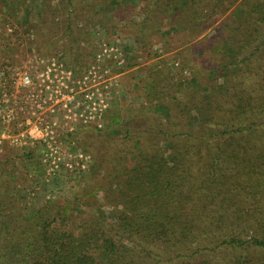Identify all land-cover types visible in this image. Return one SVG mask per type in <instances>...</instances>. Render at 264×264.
<instances>
[{
  "label": "trees",
  "instance_id": "trees-1",
  "mask_svg": "<svg viewBox=\"0 0 264 264\" xmlns=\"http://www.w3.org/2000/svg\"><path fill=\"white\" fill-rule=\"evenodd\" d=\"M110 1L127 19L140 15L139 44L169 21L174 29L167 51L175 41L201 35L225 2L239 0ZM238 6L239 15L232 11L220 21L221 36L210 46L219 60H213L210 77L223 80L213 90L206 85L202 96L179 100L180 122L169 121L162 141L155 138L137 154L125 152L132 164L118 168L124 144L112 153L113 141L100 138L111 168L98 188L103 206L113 212L106 215L97 204L90 182L80 189L90 199L39 201L29 209L5 192L0 264H264V0H241ZM226 44L236 61L220 76ZM134 135L128 129L126 139ZM6 175L0 177L3 191Z\"/></svg>",
  "mask_w": 264,
  "mask_h": 264
},
{
  "label": "rangeland",
  "instance_id": "rangeland-1",
  "mask_svg": "<svg viewBox=\"0 0 264 264\" xmlns=\"http://www.w3.org/2000/svg\"><path fill=\"white\" fill-rule=\"evenodd\" d=\"M68 1L0 0V177L6 172L4 180L9 182L0 197L5 205V192L28 209L46 200L81 202L92 197L80 193L90 182L87 187L104 207L98 185L111 164L101 151L105 143L100 138L113 141L112 153L124 144L117 155L122 160L114 163L118 168L132 164L125 152L137 154L155 138L162 141L160 132L170 127L169 121H179L178 101L202 96L206 85L213 90L223 80L210 77L216 60L210 46L221 36L220 21L241 11V0L225 2L229 10L220 8L210 28L188 41H175L166 51L174 29L169 21L139 44L135 33L140 15L127 19L110 0ZM223 51L220 76L228 62L236 61L229 44ZM48 67L71 72L67 74L78 101L65 107L63 95L54 90L67 74L52 73L48 80ZM26 72L34 78V97L20 82ZM128 129L135 134L132 139H126ZM89 134L98 135L101 142L94 138L92 143L85 137ZM112 153L110 160L116 159ZM104 210L106 215L113 212L112 207Z\"/></svg>",
  "mask_w": 264,
  "mask_h": 264
},
{
  "label": "built area",
  "instance_id": "built-area-1",
  "mask_svg": "<svg viewBox=\"0 0 264 264\" xmlns=\"http://www.w3.org/2000/svg\"><path fill=\"white\" fill-rule=\"evenodd\" d=\"M53 66L55 65V62L52 64ZM61 72L58 71L57 68L55 67H48L47 69H44L46 75H47V78L48 80H50V75H52V73L54 74V76H58L60 75V73H63V74H69L71 75V72H67L64 70V69H60ZM63 75L61 77V81L60 83L55 87V92L56 93H60L63 95V98L65 99V107H68V103L71 102V101H78L76 99V94H74L76 91L73 90V87L71 86V82L70 81V76L69 75ZM66 77V79H65ZM52 81V80H51ZM20 82L22 84V86L28 88L33 94V97H34V91L36 90V87H35V83H34V78H32V75L28 72H26L25 74H23L21 77H20ZM71 82V83H70ZM49 88V85L47 86ZM51 91V90H50Z\"/></svg>",
  "mask_w": 264,
  "mask_h": 264
}]
</instances>
